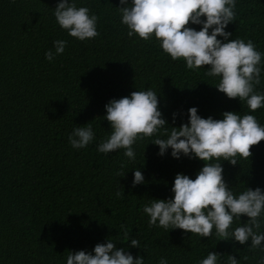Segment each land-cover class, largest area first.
Returning <instances> with one entry per match:
<instances>
[{"label":"trees","instance_id":"trees-1","mask_svg":"<svg viewBox=\"0 0 264 264\" xmlns=\"http://www.w3.org/2000/svg\"><path fill=\"white\" fill-rule=\"evenodd\" d=\"M74 2L98 17L97 37L79 41L62 30L54 16L59 0H0V264H67L69 252L91 253L109 239L134 258L143 257L144 264H159L161 258L167 264H199L209 252L220 254L217 264H228L229 255L238 264H259L264 241L250 250L251 240L245 245L218 240L215 229L201 238L149 227L143 207L153 199H172L176 174L195 179L205 163L173 158L170 148L159 155L152 142L168 138L163 129L134 143L133 160L124 149L104 154L97 147L112 131L105 105L133 91L157 93L169 132L188 123L192 107L205 119L232 111L253 115L264 126V107L251 112L246 101L227 98L215 87L220 77L205 75L207 66L189 70L183 60L173 61L155 37H129L119 0ZM235 3V20L225 31L230 40H251L262 54L254 92L264 94V0ZM57 40L67 41L66 47L49 61L45 53L55 52ZM89 124L94 140L73 148L69 135ZM250 150L251 157L238 156L235 166L220 162L235 196L247 189L264 192V140ZM135 170L144 183L133 187ZM247 219H234L229 232ZM259 222L257 231L264 233V212ZM131 239L139 248L129 246Z\"/></svg>","mask_w":264,"mask_h":264},{"label":"clouds","instance_id":"clouds-1","mask_svg":"<svg viewBox=\"0 0 264 264\" xmlns=\"http://www.w3.org/2000/svg\"><path fill=\"white\" fill-rule=\"evenodd\" d=\"M119 3L121 23L127 26L129 37L138 36L145 41L155 37L173 61L183 60L189 70L207 66L205 75L220 77L215 87L227 98L246 101L251 112L264 107V94L254 92L255 85L260 84L262 54L251 40H230L232 34L225 31L235 20V0H131L130 3L119 0ZM54 16L59 27L79 41L99 35L98 17L89 15L87 7L78 8L74 0H59ZM190 23L201 25L200 30L189 27ZM66 44L64 40L54 41L55 52L47 51L45 58L53 60L55 55L63 53ZM105 110L104 118L112 131L107 140L98 145V152L108 154L124 149V156L133 160L134 143L163 129L161 134L168 138L152 142L159 147V155L163 156L170 148L173 158L179 159L183 155L205 162L195 179L176 174L172 199H153L150 205L143 207L149 217V227L166 231L181 229L201 238L210 237L215 229L218 240L233 239L241 245L251 240L250 250L261 247L264 233L257 230L261 227L259 217L264 212V192L260 188L247 189L235 196L224 181L220 163L223 160L235 166L238 156L248 160L252 155L251 147L264 140V126L255 116L226 111L222 113V119H205L197 114V108L192 107L188 109V123L179 128L171 127L169 132L159 110L157 93L152 90L133 91L129 96L112 99L105 105ZM94 138L89 124L75 128L68 140L73 148L81 149ZM213 160L216 162L210 163ZM142 183V172L135 170L133 187ZM121 194L117 192V196ZM241 216H246L247 222L230 233L234 219ZM124 241H129L127 229ZM129 246L139 248V241L131 239ZM219 255L209 252L199 264H217ZM67 264H144V259L134 258L109 239L95 245L91 253L69 252ZM159 264H167V261L161 258ZM228 264H238V261L229 255ZM259 264H264V257Z\"/></svg>","mask_w":264,"mask_h":264}]
</instances>
